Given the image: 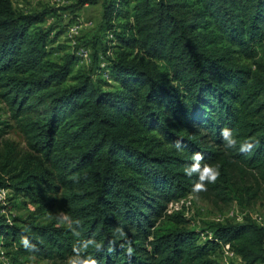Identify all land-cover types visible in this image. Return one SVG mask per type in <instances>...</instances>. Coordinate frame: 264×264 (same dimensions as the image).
Returning <instances> with one entry per match:
<instances>
[{
	"label": "trees",
	"instance_id": "16d2710c",
	"mask_svg": "<svg viewBox=\"0 0 264 264\" xmlns=\"http://www.w3.org/2000/svg\"><path fill=\"white\" fill-rule=\"evenodd\" d=\"M131 1L102 0L114 50L102 69L96 55L74 69V51L39 24L46 9L0 0V100L11 119L0 113V188L11 209H26L0 213L3 254L11 264H263L264 226L250 213L210 222L201 239L185 205L168 203L264 198V0ZM103 69L115 85L94 77ZM198 152L220 174L194 193L198 174L185 168ZM225 243L239 262L215 256Z\"/></svg>",
	"mask_w": 264,
	"mask_h": 264
},
{
	"label": "rangeland",
	"instance_id": "374dc122",
	"mask_svg": "<svg viewBox=\"0 0 264 264\" xmlns=\"http://www.w3.org/2000/svg\"><path fill=\"white\" fill-rule=\"evenodd\" d=\"M13 4L24 11H36L46 9L48 12L45 19L40 22L42 26L50 27L51 34L56 40L52 45L65 44L66 49L73 50L77 62L75 68H88L95 59L99 63L101 69L104 67L107 59L104 53H111L114 50L112 43L113 31L103 24L102 21V0H98L95 4H79L78 0H12ZM129 0L127 6L131 5ZM110 49L106 52L103 48L110 45ZM58 53H53L52 57H57ZM99 69V68H98ZM100 75H94L102 79H109L106 71ZM110 84L115 85L112 79L108 80ZM104 86H106L104 84ZM0 113L2 117L9 118V113L4 102L0 100ZM6 136L13 139L20 146L26 148L22 134L13 126L9 127ZM11 190L0 188V213H3L12 219L16 215H23L26 212L24 207L17 206L11 209ZM182 202L185 205V214L189 217L190 225L203 229L200 235L201 239L208 236L212 230L209 223L215 220H233L237 221L242 218L244 213H250L257 223L264 226V198L260 197L255 203L248 207H243L233 201L229 204L214 203L212 200L205 199L201 196L188 194L184 196ZM168 207H172L170 202ZM174 209V208H173ZM3 248L0 246V264H11L7 256L3 254ZM215 256L228 263L233 261L239 262V257L230 251L225 244L221 245L214 252ZM33 264H48L47 260L36 259ZM264 264V263H263Z\"/></svg>",
	"mask_w": 264,
	"mask_h": 264
},
{
	"label": "clouds",
	"instance_id": "9594fccd",
	"mask_svg": "<svg viewBox=\"0 0 264 264\" xmlns=\"http://www.w3.org/2000/svg\"><path fill=\"white\" fill-rule=\"evenodd\" d=\"M222 134L225 138H227L229 135L228 130L226 128L222 129ZM181 143L182 142L180 140H177L175 142V147L179 149ZM194 158L196 160V163H194L190 168L186 167L185 174L188 175L189 177H191L193 173L198 174L197 175L198 179L196 180V182L193 184V187H192V191L194 193H198L202 190H206L207 184L214 183L218 179L220 173H219L218 166H213L208 163H205L204 166L201 167V164H200V160L202 158L201 153L199 152L196 153ZM62 219L68 220V217H63ZM21 243L23 244L25 248H29V241L27 237H23ZM128 252L131 253L132 248L129 247ZM73 264H76V262H73ZM83 264H87V262H83Z\"/></svg>",
	"mask_w": 264,
	"mask_h": 264
},
{
	"label": "built area",
	"instance_id": "2783aa9c",
	"mask_svg": "<svg viewBox=\"0 0 264 264\" xmlns=\"http://www.w3.org/2000/svg\"><path fill=\"white\" fill-rule=\"evenodd\" d=\"M179 201L182 202L181 199L178 200V201H171V202H170V205H171L172 207H168V210H171V209H173V208H175V209L178 208V207L180 206V205H177ZM225 245L227 246V248L229 247L228 243H225Z\"/></svg>",
	"mask_w": 264,
	"mask_h": 264
}]
</instances>
